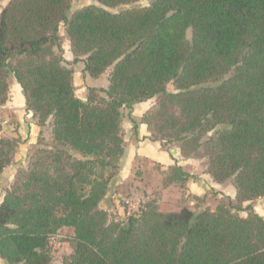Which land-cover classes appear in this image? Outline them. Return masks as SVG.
<instances>
[{
    "label": "trees",
    "instance_id": "16d2710c",
    "mask_svg": "<svg viewBox=\"0 0 264 264\" xmlns=\"http://www.w3.org/2000/svg\"><path fill=\"white\" fill-rule=\"evenodd\" d=\"M72 1L9 0L0 12V105L11 73L38 125L53 119L60 147L0 203V259L50 264L49 238L67 227L64 264H264V218L253 207L264 196V0H94L69 15ZM140 1L148 5L108 11ZM60 26L84 74L111 69L108 88L89 89L86 103L75 96ZM156 98L143 123L186 159L203 150L207 173L232 179L235 198L197 213H164L152 201L111 220L99 202L124 155L122 109ZM15 147L0 138V174ZM97 168L116 173L90 186ZM192 179L171 166L163 185Z\"/></svg>",
    "mask_w": 264,
    "mask_h": 264
},
{
    "label": "rangeland",
    "instance_id": "374dc122",
    "mask_svg": "<svg viewBox=\"0 0 264 264\" xmlns=\"http://www.w3.org/2000/svg\"><path fill=\"white\" fill-rule=\"evenodd\" d=\"M9 0L0 1V12L6 6ZM98 5L94 0H74L70 6L69 15L82 7L89 5ZM146 1H140L132 4L118 5L113 8H108V11L115 13L125 9L147 6ZM59 35L62 38V56L68 58L69 68L73 73V86L75 96L82 102L88 101L89 89L94 88L97 91L107 89L109 86V78L111 69H108L103 75L97 78H91L83 73V63H73V53L71 51V43L68 38L65 27L60 26ZM187 38L190 39V31H187ZM65 60V59H64ZM8 98L5 104L0 105V138L14 140L16 147L11 155V162L0 174V203L5 195L11 192L14 188L20 186L25 182L27 174L31 166L37 160L48 157V153L57 152L60 147L53 141V119H49L44 126H39L37 119L33 117L32 112L25 108V101L20 86L16 83L13 75H8ZM169 92H175V87L172 83L167 86ZM99 96L104 97L102 92H98ZM158 99L149 100L142 104L133 106L129 112L128 109H122V135L123 140L128 136L127 131L134 130L133 123L143 125L145 132L148 134L146 139L150 142H158L163 151L179 149L178 142H168L167 138L163 136L164 133L158 129H154L153 124L148 127L143 122L151 118V114L157 109ZM131 126V129L130 127ZM133 128V129H132ZM128 143V142H126ZM124 155L120 160L119 168L121 169L125 156V143H123ZM180 151V149H179ZM186 159L185 157H183ZM187 165L190 166L192 181L197 182L204 189L202 198L192 197L187 191L186 185H170L165 199L163 192L166 189L163 182L167 172L161 171L157 163L138 162L130 173V177L136 182L135 190L132 188L134 183L127 181L125 184L115 186L114 181L118 179V172L116 176L106 184L108 192L102 197L99 202V209L102 208V202L108 198L111 201L112 195H117L119 205L123 208V215H118L117 210H104L108 213L111 220L122 222L127 216L138 214L137 211L148 202H155L159 211L167 213L170 211H177L181 207H189L193 212L198 210L209 209L213 211L220 201H226L227 197L235 198V185L232 179L223 183L215 182L207 173L206 158L203 156V150L199 154L186 159ZM183 161V160H182ZM115 171L101 168L95 169L90 174L92 183L90 186L101 184L102 181L99 176L106 178L108 174H113ZM94 173V174H93ZM116 173V172H115ZM89 186V187H90ZM169 187V186H168ZM88 188V187H87ZM101 190V189H98ZM88 191V190H87ZM133 191V193H132ZM114 198V199H115ZM255 211L264 216V196L257 199L253 203ZM240 216L245 217L246 213H240ZM72 228H62L56 234L49 238V247L51 251L50 264H64V258L71 253L69 245L73 238ZM0 264H7L6 261L0 259Z\"/></svg>",
    "mask_w": 264,
    "mask_h": 264
},
{
    "label": "crops",
    "instance_id": "0c3cea01",
    "mask_svg": "<svg viewBox=\"0 0 264 264\" xmlns=\"http://www.w3.org/2000/svg\"><path fill=\"white\" fill-rule=\"evenodd\" d=\"M67 62H70L68 58H64ZM142 104V103H141ZM131 129V126H129ZM133 129V128H132ZM128 133V136L125 138L124 136V143H125V156H124V162L122 164L121 169L118 170V179L116 178L115 186H120L122 184H125L127 181H132L134 183V186L132 187L135 190L136 182L133 180L132 177H130V173L133 170V168L137 165L138 162H149V163H157L160 166V170L167 172L168 169L171 166H179L182 168L185 172L192 175V171H190V166L187 165V160L183 158L181 155V152L179 149H173V150H167L163 151L160 144L158 142H149L146 137L148 134L145 132V127L143 125L137 126L136 131L135 130H129L126 132ZM128 142V143H126ZM183 160V161H182ZM189 160V159H188ZM175 186V185H174ZM171 188V186L166 187L167 190L163 192V198L167 195H169L168 191ZM187 191L192 197L195 198H202L204 195V189L202 186H200L195 181H188L186 183ZM133 193V191H132ZM117 195H112L111 201H109L108 198H106L102 202V208L104 210H117L118 215H123V208L119 205V202L117 198H115ZM115 198V199H114ZM231 198H233L231 196ZM254 206V211H255ZM173 212V211H170ZM256 212V211H255ZM257 213V212H256ZM258 214V213H257ZM259 216L263 217L262 214H258Z\"/></svg>",
    "mask_w": 264,
    "mask_h": 264
},
{
    "label": "water",
    "instance_id": "95a60500",
    "mask_svg": "<svg viewBox=\"0 0 264 264\" xmlns=\"http://www.w3.org/2000/svg\"><path fill=\"white\" fill-rule=\"evenodd\" d=\"M238 123H244V121H242V120H239V121H238Z\"/></svg>",
    "mask_w": 264,
    "mask_h": 264
},
{
    "label": "built area",
    "instance_id": "2783aa9c",
    "mask_svg": "<svg viewBox=\"0 0 264 264\" xmlns=\"http://www.w3.org/2000/svg\"><path fill=\"white\" fill-rule=\"evenodd\" d=\"M139 212V210L137 211V213ZM135 215V214H134ZM137 215V214H136Z\"/></svg>",
    "mask_w": 264,
    "mask_h": 264
}]
</instances>
